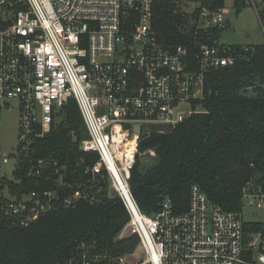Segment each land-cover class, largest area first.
Instances as JSON below:
<instances>
[{"label":"built area","instance_id":"built-area-1","mask_svg":"<svg viewBox=\"0 0 264 264\" xmlns=\"http://www.w3.org/2000/svg\"><path fill=\"white\" fill-rule=\"evenodd\" d=\"M156 1L0 0V112L19 109L15 171L69 99L77 102L87 130L79 148L97 155L81 173L58 157L34 159L29 174L35 188L28 192L11 185L20 183L16 178L0 175V226L29 227L48 212L94 203L107 193L129 213L122 237L135 235L143 254L130 260L132 252L118 258L83 253L63 264H264V221L246 231L240 212L224 211L198 184L183 213L167 197L147 215L133 195L138 159H154L150 151L140 152L142 135L133 125L172 129L202 112L194 102L204 97L207 72L250 51L248 45L205 43L191 59L184 45H167L153 28ZM175 1L197 13L200 27L225 28L226 0ZM249 1L264 33V0ZM9 158L0 152V168ZM242 200L264 208V177L246 182Z\"/></svg>","mask_w":264,"mask_h":264},{"label":"trees","instance_id":"trees-1","mask_svg":"<svg viewBox=\"0 0 264 264\" xmlns=\"http://www.w3.org/2000/svg\"><path fill=\"white\" fill-rule=\"evenodd\" d=\"M235 2L246 5L245 0ZM183 4L156 1L151 22L167 45H184L193 59L202 44H219L223 29L200 27L197 13H187ZM261 15L264 20V9ZM248 47L243 59L207 72L204 97L194 102L202 112L169 132L141 136L140 152L148 150L159 159L157 165L141 170L139 158L130 179L133 195L147 215L159 211L167 197L176 213L185 212L194 183L224 211L242 213L243 186L256 173L264 176V44ZM59 115L31 154L19 159L15 178L20 183L13 187H24V192L35 188L29 174L34 159L58 157L80 173L97 160L96 154L79 148L87 130L77 102L69 99ZM128 221L122 201L104 193L94 203L48 212L29 227L0 226V264H63L83 253L118 258L133 252L138 243L135 235L117 239ZM257 226L262 225L244 223L246 231Z\"/></svg>","mask_w":264,"mask_h":264},{"label":"rangeland","instance_id":"rangeland-1","mask_svg":"<svg viewBox=\"0 0 264 264\" xmlns=\"http://www.w3.org/2000/svg\"><path fill=\"white\" fill-rule=\"evenodd\" d=\"M246 5L238 7L234 0H226V6L229 12L226 14V26L222 30L220 43L257 45L264 44V33L258 13L245 0ZM238 9L240 12L237 13ZM19 132V109L16 105L12 108H3L0 112V152L9 156L7 163H3L0 168V175H5L7 179H15L16 162L11 155L17 150ZM243 220L246 222L264 221V208L250 206L244 202L242 210ZM120 233L117 239H121ZM144 252L142 246H138L128 259L139 258Z\"/></svg>","mask_w":264,"mask_h":264},{"label":"water","instance_id":"water-1","mask_svg":"<svg viewBox=\"0 0 264 264\" xmlns=\"http://www.w3.org/2000/svg\"><path fill=\"white\" fill-rule=\"evenodd\" d=\"M240 12V9H238L237 13ZM133 129L134 131L140 133L143 136H149L152 135L154 133H158V132H169L171 130L170 125L168 124H134L133 125ZM159 163V159L154 158L153 160H149V159H144L142 160L139 168L141 170H144L146 167L150 166L151 164L157 165ZM264 176L262 173H256L254 175V179L256 180H260L262 179Z\"/></svg>","mask_w":264,"mask_h":264}]
</instances>
